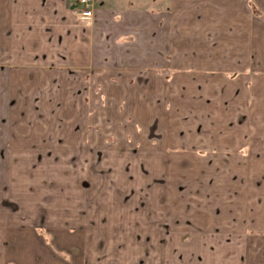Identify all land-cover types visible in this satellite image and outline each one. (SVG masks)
<instances>
[{"label": "crops", "instance_id": "0c3cea01", "mask_svg": "<svg viewBox=\"0 0 264 264\" xmlns=\"http://www.w3.org/2000/svg\"><path fill=\"white\" fill-rule=\"evenodd\" d=\"M92 8L87 22L78 0H0V187L16 174L13 159L50 147L32 135L35 95H60L64 147L106 158L96 189L121 175L128 189L160 191L165 245L144 257L264 264V0H94ZM88 95L111 129L99 133L90 115L91 134L72 137L70 125L89 116ZM33 228L5 231L16 242L4 263L0 250V264H67L19 242ZM56 234L64 244L82 237Z\"/></svg>", "mask_w": 264, "mask_h": 264}, {"label": "rangeland", "instance_id": "374dc122", "mask_svg": "<svg viewBox=\"0 0 264 264\" xmlns=\"http://www.w3.org/2000/svg\"><path fill=\"white\" fill-rule=\"evenodd\" d=\"M81 96H85L84 93ZM89 98L88 95L84 106V111H87L89 116L85 118V122L80 121L76 126H72L77 138L81 130L85 134L90 131L91 134L90 121L93 119L90 115L99 116V133L101 126L106 124L105 120H108L106 126L111 129V117L102 116L107 110L99 109L98 113L90 110ZM38 102L39 99L35 98L36 105ZM98 104L100 105V102ZM72 120L66 119L69 122ZM35 121L36 127L32 128V135H47L53 128L56 132L55 125L47 127L48 125L40 122L39 118H35ZM49 144L48 140L47 145ZM47 153L52 157L45 156ZM61 154L70 157L74 152L61 153L55 148L33 151L28 159L12 168L16 174L11 173L6 184L0 187L1 262L4 263L5 252L10 251L11 244L16 242L15 238L11 241L6 237L5 231L8 228L26 231L27 226L33 224L34 237L22 236L19 242L22 245L26 242L28 248H48L49 254H44V257L49 261L74 264L73 259L79 256L80 264H126L141 261L146 263L151 261V256L152 262L161 264L164 259L163 252L158 251L157 255L147 254L144 257L143 251L153 247V250L160 249L158 246L162 239L159 236L160 209L157 204L160 191L154 188L137 190L133 185L128 189V186L122 185L121 175L114 179L117 183L105 182L102 189L94 190L93 182L99 179L100 175L95 176L86 171L89 165L94 164V156L87 154L84 158V155L80 154L72 167L68 162L54 161L55 156ZM105 161L104 157L102 161H98L96 169H103ZM47 167L49 171L46 170ZM107 177L108 175L104 178ZM81 181L85 185L89 184L90 188L85 189L80 184ZM45 183L48 185L43 186ZM27 187L31 189L27 190ZM154 215L155 218L152 217ZM148 216L152 217L150 221ZM143 217H146L145 220ZM62 230H66L71 236L80 233L82 237L75 239L76 241L67 238L64 244L63 239L55 236L57 231ZM42 256L43 254L35 253L33 260L39 263L44 260Z\"/></svg>", "mask_w": 264, "mask_h": 264}, {"label": "flooded vegetation", "instance_id": "af4514ba", "mask_svg": "<svg viewBox=\"0 0 264 264\" xmlns=\"http://www.w3.org/2000/svg\"><path fill=\"white\" fill-rule=\"evenodd\" d=\"M96 96L99 99H103V96L101 94H97ZM41 97L43 98V102L41 100ZM58 97L60 98L61 96L57 95V97H55V95H53L51 93L50 94L46 93V94H42V95L38 94L35 98H38L40 103L42 102V105L41 104L36 105V103L34 104L35 105V107H34L35 118H39L40 122L43 121L44 125H48L47 127H52L54 125L56 126V132H55V129L53 128L52 130L50 129L51 132L49 131V133L47 135H44L45 137H47L44 144L46 146H50V147L46 148V150H49L51 148H55V149H59L61 151V153H63V151H64V153L74 152V155L70 156V157H66V155L62 156V154L56 155L54 161L55 162H68L72 167H74V163H75L78 155H80V153L78 155H76L75 152L77 153V151H79V150L71 148V147H67V148L64 147V145H65L64 141H65V137H66V135H65V120H64L63 115H62L63 106H62V103ZM102 106L105 107V104L102 103ZM72 126H74V125H70V130H72L70 135H72V137H73L75 135V130H74V127L72 129ZM48 140L50 143L49 145H47ZM90 151L93 153L95 161H94V164L89 165L87 167L86 171H88V173H90V172L95 173L96 167L94 165H96L98 161H102L103 155H102V153H98L97 151H92V150H90ZM134 153H138V151L134 150ZM45 156H51V155H49L47 153V154H45ZM13 162L15 165L18 164V160H16V159H13ZM46 170L49 171V167H47ZM55 173L57 174L58 172L56 171ZM97 175H100V174L97 173ZM95 182L96 181L93 182V185H95L94 190H96V183ZM80 184L85 189L90 188V185L89 184L85 185L83 181H81ZM107 184H109V183H107ZM47 185L48 184L45 183L43 186H47ZM103 185H105V184H103ZM52 188H53V186H52ZM143 207H144V205H143ZM161 211H162V213H164L165 210L163 209ZM153 212H154V210H153ZM148 217L152 218L153 216L152 217L148 216ZM162 240L163 241L160 240V246L163 245V247H164V245H165L164 238H162Z\"/></svg>", "mask_w": 264, "mask_h": 264}, {"label": "built area", "instance_id": "2783aa9c", "mask_svg": "<svg viewBox=\"0 0 264 264\" xmlns=\"http://www.w3.org/2000/svg\"><path fill=\"white\" fill-rule=\"evenodd\" d=\"M93 2L94 0H78L80 9L77 14L81 20L89 22L92 19Z\"/></svg>", "mask_w": 264, "mask_h": 264}]
</instances>
